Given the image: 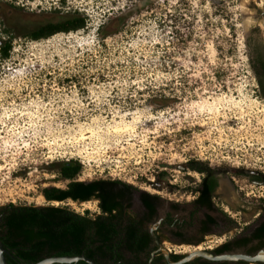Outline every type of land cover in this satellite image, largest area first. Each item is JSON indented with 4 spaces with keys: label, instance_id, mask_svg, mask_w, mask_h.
Returning a JSON list of instances; mask_svg holds the SVG:
<instances>
[{
    "label": "rangeland",
    "instance_id": "obj_1",
    "mask_svg": "<svg viewBox=\"0 0 264 264\" xmlns=\"http://www.w3.org/2000/svg\"><path fill=\"white\" fill-rule=\"evenodd\" d=\"M66 1L62 16L80 14L88 30L16 38L0 60V207H67L95 217V200L86 208L41 194L66 188L50 164L73 159L82 167L78 181H120L160 198L161 211L175 204L185 214L201 180L191 169L197 163L221 173L219 194L227 176L254 194L239 193L246 212L230 206L227 192L215 200L233 222L250 221L264 205V183L242 172L264 173V95L250 64L264 56V0H119L140 10L115 36L99 33L109 0L98 8ZM59 2L0 0V18L30 24ZM230 229L209 239L219 244L239 227ZM177 246L166 244L181 254L196 248Z\"/></svg>",
    "mask_w": 264,
    "mask_h": 264
},
{
    "label": "trees",
    "instance_id": "obj_2",
    "mask_svg": "<svg viewBox=\"0 0 264 264\" xmlns=\"http://www.w3.org/2000/svg\"><path fill=\"white\" fill-rule=\"evenodd\" d=\"M84 26V17L74 13L67 18L66 26L47 32L37 39H48L55 33L76 32ZM101 35L104 36V34ZM7 49L2 50L0 54L3 59L9 57ZM250 64L260 90H263L262 82L258 77L264 74V60L257 63L253 62L251 57ZM160 101L165 102L166 99L161 97ZM191 169L207 174L202 179L199 196L194 204L198 208L207 207L211 210L213 208L211 195L215 183L209 175L213 170L197 163L193 164ZM81 170L82 167L77 160L52 162L50 171L60 180L67 181L66 188L61 190L47 187L41 191V194L47 202L71 200L76 203H85L96 200L99 214L92 218L87 210L78 214L67 207L54 206L9 204L0 207V214H2L0 242L2 248L9 254L5 257L6 264H34L48 257L64 256H84L95 264H135L134 255L144 248L146 234L141 231L137 223L138 218L127 213V209L138 192L141 205L150 214L154 212L155 207L161 205L160 198L140 192L133 186L120 181H78ZM207 221L212 222L209 217ZM203 224L205 225L206 222L204 221ZM261 236H264V222L257 231V237ZM125 247L127 253L124 252ZM127 254L130 256L126 258ZM172 257L177 259L181 256ZM72 264L86 263L78 261ZM185 264H206V261L196 258Z\"/></svg>",
    "mask_w": 264,
    "mask_h": 264
},
{
    "label": "flooded vegetation",
    "instance_id": "obj_3",
    "mask_svg": "<svg viewBox=\"0 0 264 264\" xmlns=\"http://www.w3.org/2000/svg\"><path fill=\"white\" fill-rule=\"evenodd\" d=\"M95 4V8H98L99 0H92ZM211 2H218L221 0H210ZM66 0H60L59 7H53V12L49 10V16L47 18H43L41 15L38 17L42 18L38 21H34L30 24L18 23L15 26L14 22L10 20L9 17H1L0 18V54L2 50L8 48V53L10 54L13 49V44L16 38H22L24 41H36L37 38L43 36V34L47 32L55 31L57 28H62L66 26L67 18L70 16H62V9H66L65 5H67ZM119 4V0H109L106 6V16L104 17L103 26L101 27L100 34H104V36H115L116 34H125L127 25L132 24V16L136 15L139 12V5L129 3L127 9H124V6H117ZM100 5V4H99ZM125 5V4H124ZM117 10H121V12L117 13ZM115 13H117L115 15ZM67 15V14H66ZM54 16V17H53ZM86 21L84 18L85 26L80 29L81 31L88 30ZM20 26V27H19ZM98 30V29H97ZM53 34L52 36L56 35ZM99 34V35H100ZM51 36V37H52ZM41 39H37L40 41ZM9 58V57H8ZM8 58L3 59L0 57L1 61H5ZM264 60V56L262 54H256L253 57V62L257 63ZM260 73H263L260 71ZM258 79L262 82L264 95V74H260ZM196 172V171H194ZM248 181L255 184L264 183V173L256 172V171H242ZM240 173V172H238ZM201 176V180H199V184L195 188L194 196L192 197V204L189 206V210L187 213L182 214L179 210L178 206L174 204H167V206L161 211V207H155L153 213L150 212L141 205L139 200V192L133 197L131 200V204L129 209H127V213L132 215L133 217L138 218L137 223L140 226L141 231L145 236V245L142 250L135 254V264H176L182 260L185 254H181V251L176 252L174 249L166 248V244H174L178 245L177 247H183L186 245L198 246L203 243H217V241L210 240L209 238L212 235H217L221 231L227 230L228 228L235 229L239 227L236 234L232 235L230 231H227L229 236L219 242V244L214 245L213 247L207 246L205 249L212 252L214 256L223 255V254H232L238 256L245 257H254L260 251L264 250V236L257 237V231L261 227L264 222V205H261L258 209V213L252 215L251 220L240 224L236 220L233 222V216H230V213L227 212L226 209L219 208L218 204L215 200H219L223 193L227 192L230 197V206L236 205L239 210L243 212L248 211V207L243 205H239L238 201L241 199L239 193L242 196L248 197L252 192L248 193L247 188L237 187V181H235L231 176H227L228 183L227 186L230 187L229 190L227 186L221 187V194H219L220 188V179L221 173L217 171H212L209 175V178L212 179L215 183V187L212 191L211 204L213 208L208 210L207 207L198 208L197 205L194 204V201L199 196V189H201L200 184L202 179L206 177V173H199ZM228 174V173H227ZM240 175V174H239ZM237 187L235 190L234 188ZM235 191V195L232 196V191ZM218 192V193H217ZM254 197V194H252ZM96 201V200H95ZM98 204V201H96ZM135 203H138L136 208ZM227 214H223V212ZM1 216L0 214V227H1ZM211 218L212 222L207 221V218ZM204 221L206 224L204 225ZM1 229V228H0ZM224 239V235L222 236ZM206 240V242H204ZM1 243V242H0ZM163 248L165 251L161 250ZM220 249L219 251H216ZM4 259L8 257L9 254L6 250H4ZM124 252L127 253L126 247L124 248ZM129 254L126 255V258ZM181 256L180 258L174 259L172 256ZM130 256V255H129ZM168 256L169 259L166 258ZM206 264H262V263H249L242 260H231V261H211L206 260ZM6 262V260H5ZM121 263V262H120ZM122 263H126L123 262ZM128 264V263H126Z\"/></svg>",
    "mask_w": 264,
    "mask_h": 264
},
{
    "label": "water",
    "instance_id": "obj_4",
    "mask_svg": "<svg viewBox=\"0 0 264 264\" xmlns=\"http://www.w3.org/2000/svg\"><path fill=\"white\" fill-rule=\"evenodd\" d=\"M263 23H264V13H263ZM160 249L165 251L163 248H160ZM4 253L5 251L2 248L1 243H0V264H6L5 259H4ZM263 255H264V250L260 251L254 257H245V256L232 255V254H223V255L214 256L213 253L210 251H201V252H193L191 254H185L182 260L176 264L189 263L196 258H202V259L211 260V261L242 260V261L249 262V263L264 264V259L261 258ZM166 258L169 259L168 256H166ZM78 261L85 262L86 264H95L92 260L84 256L48 257L34 264H72Z\"/></svg>",
    "mask_w": 264,
    "mask_h": 264
},
{
    "label": "bare ground",
    "instance_id": "obj_5",
    "mask_svg": "<svg viewBox=\"0 0 264 264\" xmlns=\"http://www.w3.org/2000/svg\"><path fill=\"white\" fill-rule=\"evenodd\" d=\"M248 0H243V4H242V6H244L245 4H246V2H247ZM118 129V128H117ZM117 131V130H116ZM115 131V132H116ZM118 132V131H117ZM81 139H86L85 137H81ZM228 195H230L231 196V194H228ZM55 204H57V203H55ZM88 202H86L85 204H82V206H84V207H86V208H88ZM201 251H204V250H202L201 249V247H196L195 249H193V250H185V254H191V253H193V252H201ZM262 259H264V255L261 257Z\"/></svg>",
    "mask_w": 264,
    "mask_h": 264
},
{
    "label": "built area",
    "instance_id": "obj_6",
    "mask_svg": "<svg viewBox=\"0 0 264 264\" xmlns=\"http://www.w3.org/2000/svg\"><path fill=\"white\" fill-rule=\"evenodd\" d=\"M262 188H264L263 186H261Z\"/></svg>",
    "mask_w": 264,
    "mask_h": 264
}]
</instances>
